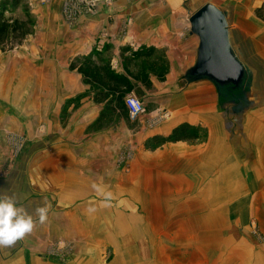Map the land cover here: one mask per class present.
I'll return each mask as SVG.
<instances>
[{"label":"rangeland","instance_id":"1","mask_svg":"<svg viewBox=\"0 0 264 264\" xmlns=\"http://www.w3.org/2000/svg\"><path fill=\"white\" fill-rule=\"evenodd\" d=\"M182 1L186 12L225 14L246 77L240 90H218L216 112L186 123L178 109L194 80L186 69L164 97L171 68L161 52L154 94L170 112L150 131L179 124L167 137L139 135L145 117L124 133L117 112L88 124L82 97L48 99L45 88L33 98L23 42L0 46V192L29 213L48 208L44 223L34 215L30 234L0 247V264H264V0ZM48 2L0 0V14L34 33Z\"/></svg>","mask_w":264,"mask_h":264},{"label":"crops","instance_id":"2","mask_svg":"<svg viewBox=\"0 0 264 264\" xmlns=\"http://www.w3.org/2000/svg\"><path fill=\"white\" fill-rule=\"evenodd\" d=\"M183 3L182 0H112L93 12L85 11L77 1L45 3L42 6L45 9L36 13L42 22L35 26L40 28L34 33L31 31L23 41L24 62L30 88L34 89L33 98H37L38 93L43 99L45 88L51 93L48 99L68 101L82 97L89 105L88 124L106 122L102 117L117 112L120 123L124 124V133H127L126 124L131 121L125 107L109 111L103 109L99 101L122 99L124 106V99L133 96L142 101L146 111L143 116L146 119L139 118L142 120L139 135L167 137L179 124L166 126L163 131L160 128L150 131L160 113L170 112L168 102H158L159 93L154 94L160 91L157 80L160 75L154 73L152 63L163 52L167 67L171 68L169 74L165 72L161 76L164 97L168 94L167 84L171 80H183L186 69L195 64L199 41L191 36L189 19L193 13L190 7L186 12L185 7L179 6ZM181 34L183 40L179 41ZM143 50L152 53L144 57ZM159 67L158 64L156 69ZM118 81L122 84H117ZM154 82L157 91L146 84L153 85ZM186 90L182 94L183 103L179 105L182 109H178L186 123L205 117L213 106L216 112L218 90L220 95L227 91L207 79L190 82ZM187 99L193 103H188ZM43 107L40 102V108ZM146 124H151L148 130Z\"/></svg>","mask_w":264,"mask_h":264},{"label":"water","instance_id":"3","mask_svg":"<svg viewBox=\"0 0 264 264\" xmlns=\"http://www.w3.org/2000/svg\"><path fill=\"white\" fill-rule=\"evenodd\" d=\"M189 25L199 49L187 77L207 79L219 89L237 91L245 81L246 70L233 54L225 14L212 5H204L190 17Z\"/></svg>","mask_w":264,"mask_h":264},{"label":"clouds","instance_id":"4","mask_svg":"<svg viewBox=\"0 0 264 264\" xmlns=\"http://www.w3.org/2000/svg\"><path fill=\"white\" fill-rule=\"evenodd\" d=\"M47 206H39L34 214L18 205L16 198L0 192V247L9 248L30 234L35 227L34 215L42 224L47 220Z\"/></svg>","mask_w":264,"mask_h":264},{"label":"trees","instance_id":"5","mask_svg":"<svg viewBox=\"0 0 264 264\" xmlns=\"http://www.w3.org/2000/svg\"><path fill=\"white\" fill-rule=\"evenodd\" d=\"M28 33L29 29L25 23H19L18 21L7 23V21L3 20L2 15L0 14V46H3L5 43H9L10 45H20ZM143 51L144 52H141V54H143L144 57H148L152 53L150 50ZM83 73H86V71L84 70ZM117 84H122V82L118 81ZM181 140H185V138H178L177 141Z\"/></svg>","mask_w":264,"mask_h":264},{"label":"built area","instance_id":"6","mask_svg":"<svg viewBox=\"0 0 264 264\" xmlns=\"http://www.w3.org/2000/svg\"><path fill=\"white\" fill-rule=\"evenodd\" d=\"M46 2L51 0H45ZM71 1H77L79 4L84 6V10L88 12H93V8H97L99 4L107 5L112 0H71ZM43 3V1H42ZM124 107L127 111V117L131 122H134L138 120L139 118H142L146 111L144 104L139 99L133 97V96H127L124 99Z\"/></svg>","mask_w":264,"mask_h":264}]
</instances>
